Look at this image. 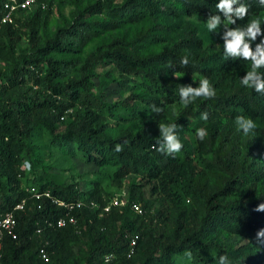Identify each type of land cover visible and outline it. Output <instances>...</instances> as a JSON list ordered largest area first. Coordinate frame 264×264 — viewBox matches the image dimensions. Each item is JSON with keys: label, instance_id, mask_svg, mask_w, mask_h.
Here are the masks:
<instances>
[{"label": "trees", "instance_id": "16d2710c", "mask_svg": "<svg viewBox=\"0 0 264 264\" xmlns=\"http://www.w3.org/2000/svg\"><path fill=\"white\" fill-rule=\"evenodd\" d=\"M5 1L0 0V17ZM218 2L95 0L75 7L70 19L47 35L45 21L54 3L40 0L0 26V65L5 69L0 70V216L11 213L15 220L13 236L0 238V264H217L220 255L230 264H264V246L256 243L257 232L264 229V211L254 210L264 203V167L254 161L256 152L264 156V95L240 84L250 63L226 60L223 41L206 42V26L189 22L179 28L170 22V17L183 16L204 25L209 15L222 16ZM242 2L249 5L248 16L229 27L260 17L264 33V8L256 0ZM139 25L146 32L128 39L127 30ZM22 39L26 47L19 48ZM261 39L252 42L253 50ZM141 44L162 50L141 55ZM89 45L94 47L86 51ZM182 57L189 60L186 67L180 64ZM108 66L132 84V102L103 101L105 87L92 80ZM260 71L264 74V68ZM189 74L207 78L216 96L197 99L175 116L168 107L180 102V86L195 87ZM202 112L208 113L207 136L200 141L190 130L192 138L186 139L189 120ZM223 115L230 123L227 131L219 128ZM238 115L256 124L247 136L237 131ZM111 120L116 126L108 129ZM58 123H63L61 133L56 132ZM161 123L178 125L183 148L175 158L157 151ZM40 130L53 147L69 154L78 151L96 168L107 170L112 187L121 188L128 176L136 178L127 185L126 203L103 212L107 203L97 199L96 187L80 192L76 185L63 186L42 172L32 173L21 187L22 164L26 161L33 170L38 163L33 139ZM250 134L257 142H249ZM117 144L123 149L119 153L114 151ZM130 204H138L142 214L134 213ZM17 205L21 208L15 209ZM68 217L74 224L67 223ZM58 220L64 225L57 227ZM153 229H161V239L151 238ZM131 234L136 236L129 252ZM221 234L244 243L225 246Z\"/></svg>", "mask_w": 264, "mask_h": 264}, {"label": "rangeland", "instance_id": "374dc122", "mask_svg": "<svg viewBox=\"0 0 264 264\" xmlns=\"http://www.w3.org/2000/svg\"><path fill=\"white\" fill-rule=\"evenodd\" d=\"M54 3V6L52 8L51 13L48 15L45 23V33L47 35H50L56 28L62 27L64 21H67L70 19L71 15L74 12L75 7L83 6L86 3L93 2L95 0H79L80 2L77 3L75 0H52ZM112 4L119 3L121 0H109ZM262 18L264 19V15H262ZM170 22H172L174 25H176L179 28H182L185 24L191 22L196 26H206V23L203 25L201 21L198 18H187L183 16L178 17H170ZM141 27V28H138ZM138 27L132 26L127 30V38L132 37L134 34H140L141 32H146V28L144 25H139ZM40 33H42V30H39ZM224 28L223 25L219 26L217 32H211L208 31L204 34L206 38V42H212L214 44H219L221 39V34L223 33ZM129 39V38H128ZM140 49L137 51L143 55L144 53H156L160 52L162 49L161 47H153L152 45H140ZM26 47V39H22L19 48ZM92 45H89L86 47V51H88ZM94 47V45H93ZM92 47V48H93ZM1 72L5 71L4 66L2 64L0 65ZM70 76L76 77V73H70ZM189 80L192 84L198 86L199 79L197 75L195 74H189L188 75ZM133 83L135 84L137 82V79L134 77H129ZM173 79L179 78L178 75H174L172 77ZM167 81H170L171 78L164 77ZM92 82L95 84V86H102L105 87L103 89L104 99L103 101L107 104H114L116 102L122 101V100H128V96H132L135 94L136 90H134V87H132V84H127L121 76L117 73V71L108 66L104 69L98 70L97 77L92 80ZM121 86H126V88H122ZM132 102L131 100L127 101ZM136 103V106L141 110L143 105L140 102L133 101ZM189 106V105H188ZM169 112L174 114L175 116H179V112L184 107L179 103H172L170 105ZM189 125L186 126V132L184 134V137L188 140H191L192 135L190 134L192 130L196 131L198 128H205L206 121L201 120L200 117L197 119H190ZM230 123L227 121V118L223 115L220 118V125L219 128L221 130L227 131L230 129ZM56 132L61 133L63 129V123H58L55 125ZM115 122L114 121H108V129L114 128ZM191 130V131H190ZM38 138V139H37ZM49 135L44 131L40 130L39 133L34 137V149L33 154L37 157L38 163L34 167L33 170H31L30 167H26L25 163L22 164V168L24 170V175L22 178H20V186L24 187L25 184L29 183L31 181V178L33 177V174H38L39 172L45 173L49 178L57 182L58 184H61L63 186L66 185H76L78 191L80 192H89L96 187V193L95 196L97 199L104 201L107 203L105 206L109 204V198L110 195L114 194V196L119 195L121 198V202L123 204L126 203V197H127V185L129 182H136V178L132 176L126 177L122 183L121 188H114L109 184L108 179L106 178L107 170H101L90 164L88 161H86L85 157L78 151H73V153L69 154V152H65V149L59 147L55 148L51 143H49ZM249 142H257V138L250 134L248 137ZM250 152L253 154L255 153L254 150H250ZM254 161L259 163L262 167H264V156H262L259 153L254 154ZM28 164V163H27ZM207 179L212 184V177L209 175L207 176ZM96 184V186H95ZM123 204L121 206H123ZM140 204V203H139ZM99 207V205H97ZM156 204L153 203L149 207V214L152 215L155 211ZM136 235H128V238L135 239ZM161 229H153L151 233V238L159 240L161 239ZM220 239L225 246L230 247H237L238 245L243 244L244 242L236 236H229L226 234H221ZM76 251V248H73V252ZM184 264H187L186 262Z\"/></svg>", "mask_w": 264, "mask_h": 264}, {"label": "clouds", "instance_id": "9594fccd", "mask_svg": "<svg viewBox=\"0 0 264 264\" xmlns=\"http://www.w3.org/2000/svg\"><path fill=\"white\" fill-rule=\"evenodd\" d=\"M258 5L264 8V0H256ZM216 10L221 15H209L206 20V28L209 33L217 32L219 26L223 25L224 31L221 34L223 41V55L224 58L232 60H243L250 63V70L240 78V84L252 89L258 94L264 95V74L260 69L264 68V39L255 45V50L252 49V42L257 40V37L264 36L261 30L262 19L260 17L253 18L245 26L230 28L229 25L236 24L237 20H244L248 16L249 5L242 2V0H219L215 5ZM189 60L187 57H182L180 64L187 66ZM216 96V91L207 78L201 79L198 86L181 85L179 88L180 104L184 107L192 104L197 99L209 100ZM153 111H162L159 108H154ZM201 120H208V113L202 112ZM235 125L237 131L243 132L245 136L252 132L256 127L255 122L251 118H246L242 115L235 117ZM160 139L157 141L159 147L157 151L175 158L182 150L183 144L177 135L176 123L157 125ZM198 140L203 141L207 136V131L204 128L196 129L195 133ZM123 149L121 145L117 144L114 151L119 153ZM26 167H30L27 162ZM255 211H264V203L258 204ZM256 243L264 246V229L257 232ZM185 256L191 259V253L186 252ZM217 264H230L226 255H220Z\"/></svg>", "mask_w": 264, "mask_h": 264}, {"label": "built area", "instance_id": "2783aa9c", "mask_svg": "<svg viewBox=\"0 0 264 264\" xmlns=\"http://www.w3.org/2000/svg\"><path fill=\"white\" fill-rule=\"evenodd\" d=\"M39 1L40 0H6L2 5L3 14L0 17V26L11 23L12 15L16 11L31 10L32 8L39 5ZM30 191L32 192L33 189H31ZM44 195L47 196V194H44ZM33 196L37 198L36 195H33ZM117 197L118 196L116 195L113 198H111L109 204L103 208V212H106L110 206L118 207L123 204L121 202V198L120 197L117 198ZM53 203H56L60 206H64L62 202H57L56 200H53ZM90 206L94 207V205L91 203H90ZM20 208H21L20 205H17L15 207V209H20ZM130 209L136 214H139V215L142 214V210L140 209V206L138 204H130ZM67 223L74 224V220L71 217H68ZM63 225H64V220H58L56 223L57 227H61ZM14 226H15V220L11 213H6L4 215H1L0 216V238L5 234L13 236L12 231H13ZM36 233H39V230H36ZM134 244H135L134 239L129 240V247H130L129 252L132 251V247L134 246ZM39 253H40L41 260L46 263L47 257L44 254L43 250H40ZM107 259L108 257L105 258V260Z\"/></svg>", "mask_w": 264, "mask_h": 264}]
</instances>
